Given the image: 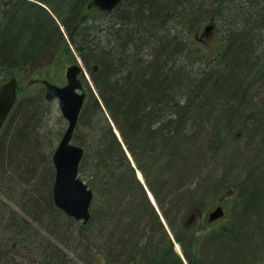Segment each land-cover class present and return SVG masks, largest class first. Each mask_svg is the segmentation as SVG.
<instances>
[{
  "label": "trees",
  "instance_id": "obj_1",
  "mask_svg": "<svg viewBox=\"0 0 264 264\" xmlns=\"http://www.w3.org/2000/svg\"><path fill=\"white\" fill-rule=\"evenodd\" d=\"M91 2L0 0V84L19 82L0 131V264H76L34 223L85 264H264V0ZM204 21L211 57L193 36ZM77 55L92 78L73 136L87 223L54 202L65 127L52 138L47 99L23 90Z\"/></svg>",
  "mask_w": 264,
  "mask_h": 264
},
{
  "label": "water",
  "instance_id": "obj_2",
  "mask_svg": "<svg viewBox=\"0 0 264 264\" xmlns=\"http://www.w3.org/2000/svg\"><path fill=\"white\" fill-rule=\"evenodd\" d=\"M123 0H92L89 7L95 6L103 11L114 10ZM214 29L207 25L205 35ZM87 74L82 60L67 67L66 83L57 84L49 79L42 82L46 88L48 101L57 99L68 126L54 151L53 162L56 170L53 197L56 206L69 217L87 223L91 219V207L95 193L89 184L80 177V165L85 150L74 143L73 136L86 100L82 76ZM19 82L12 77L0 84V131L8 119L18 99ZM225 209L218 206L209 213V220L216 221L225 216ZM196 217L194 213L191 221Z\"/></svg>",
  "mask_w": 264,
  "mask_h": 264
},
{
  "label": "rangeland",
  "instance_id": "obj_3",
  "mask_svg": "<svg viewBox=\"0 0 264 264\" xmlns=\"http://www.w3.org/2000/svg\"><path fill=\"white\" fill-rule=\"evenodd\" d=\"M38 2V1H36ZM46 6V5H44ZM47 9H50L48 6H46ZM51 13H53L50 10ZM55 16V14H54ZM56 17V16H55ZM57 21L59 22L61 29H64V27L62 26V23L60 20L57 19ZM209 24V22L204 21L201 23L200 28L197 29L194 33V39L197 41L198 44H202L203 47L205 48V52L207 54L208 57H211L213 55V53L215 54L216 49H218L220 47V35L218 34V32L212 30L211 34L209 36L205 35V29L207 27V25ZM206 38V39H205ZM78 59L80 60L79 55H77ZM77 59V61H78ZM82 60V59H81ZM76 62H70V63H64L62 61V59H58L54 62H51L46 68L43 69V71L45 72V77L48 78H52V81L54 83L57 84H65L66 83V70L67 67L74 64ZM87 70V69H86ZM85 77L91 82L92 78L90 75V72L87 70V74H85ZM25 83V87L23 88L24 93L29 94V96H34V95H38L40 97H45L46 94V88L44 84H41L38 80L34 79H30L28 77H26V79L23 81ZM35 84V85H34ZM22 88L19 89V92L23 91ZM46 115H45V125L46 128L45 130H48L51 137L55 138L56 137V133L58 131H62L61 127L64 125V132L68 126V121L65 119L62 111H61V107H60V103L57 99L53 100V101H48L47 100V104H46ZM43 129V131H45ZM224 201L223 204L225 205L226 208V212L229 208L230 202L232 200V196L230 198L227 197H223ZM207 212V211H205ZM207 214V213H206ZM205 214V215H206ZM31 221V220H30ZM32 222V221H31ZM82 221H79L78 223H81ZM34 226L41 231L42 234H44L47 238L53 240V243L57 244L60 248H63L64 250H66V252L68 253V255L70 257H72L74 259V261L76 262V264H85L82 261H80V259L77 257L76 254H74V252H72L70 249H68L67 247H65L62 243L58 242L56 240V238L52 237L50 235V233H48L47 231H45L44 229L40 228L38 225H36L34 223ZM72 246H75V243L71 242ZM37 254L36 248L34 247V250L32 252V254L30 256H35ZM17 258H20L18 256H14ZM36 258V257H35ZM21 259V258H20ZM22 260V259H21ZM24 264H36L35 262H30L26 261ZM96 264H105V262L103 261V259H99L97 261Z\"/></svg>",
  "mask_w": 264,
  "mask_h": 264
},
{
  "label": "bare ground",
  "instance_id": "obj_4",
  "mask_svg": "<svg viewBox=\"0 0 264 264\" xmlns=\"http://www.w3.org/2000/svg\"><path fill=\"white\" fill-rule=\"evenodd\" d=\"M116 131H117V133L119 134V132H118V130L116 129ZM140 176H141V173H140ZM149 194H150V196L152 197L153 195H152V193L149 191ZM218 206H222L224 209H225V206L222 204V203H216L214 206H213V208H212V210H214V209H216ZM225 212H226V209H225ZM227 213V212H226ZM226 213H225V215H226ZM196 215H197V213H196ZM225 217V216H224ZM223 218V217H222ZM177 248H178V250H180L181 251V248H180V246L177 244Z\"/></svg>",
  "mask_w": 264,
  "mask_h": 264
}]
</instances>
